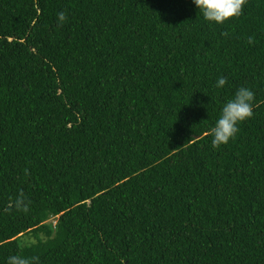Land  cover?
Wrapping results in <instances>:
<instances>
[{
  "label": "trees",
  "instance_id": "trees-1",
  "mask_svg": "<svg viewBox=\"0 0 264 264\" xmlns=\"http://www.w3.org/2000/svg\"><path fill=\"white\" fill-rule=\"evenodd\" d=\"M240 87L253 116L213 148ZM16 254L264 264V0L223 24L192 0H0V264Z\"/></svg>",
  "mask_w": 264,
  "mask_h": 264
},
{
  "label": "clouds",
  "instance_id": "clouds-1",
  "mask_svg": "<svg viewBox=\"0 0 264 264\" xmlns=\"http://www.w3.org/2000/svg\"><path fill=\"white\" fill-rule=\"evenodd\" d=\"M193 4L200 11L203 18L216 24H223L226 21L238 18L243 14V8L247 0H192ZM67 21L65 12L58 14V23L62 26ZM228 36L227 32L222 33ZM249 44L254 43V38L249 37ZM227 80L223 77L218 78L217 87L223 88ZM255 93L247 87H240L234 97L228 100L220 113L215 125L210 130L212 136L213 148H219L226 145L239 131L238 125L253 116L254 113ZM25 175H30L27 169ZM30 201L23 191H20L9 207H15L17 211L27 213L29 211ZM39 240L47 242L43 233L39 235ZM37 243L36 237H28L22 241L21 247H31ZM7 264H40L38 256L26 257L22 254L12 255L8 258Z\"/></svg>",
  "mask_w": 264,
  "mask_h": 264
},
{
  "label": "rangeland",
  "instance_id": "rangeland-1",
  "mask_svg": "<svg viewBox=\"0 0 264 264\" xmlns=\"http://www.w3.org/2000/svg\"><path fill=\"white\" fill-rule=\"evenodd\" d=\"M49 221H50L51 224L54 223V219H52V217L48 218L47 222H49Z\"/></svg>",
  "mask_w": 264,
  "mask_h": 264
}]
</instances>
